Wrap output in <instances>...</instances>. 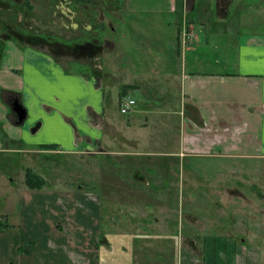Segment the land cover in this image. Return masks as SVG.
<instances>
[{
    "label": "crops",
    "instance_id": "obj_1",
    "mask_svg": "<svg viewBox=\"0 0 264 264\" xmlns=\"http://www.w3.org/2000/svg\"><path fill=\"white\" fill-rule=\"evenodd\" d=\"M238 1L234 10L225 8L217 20L209 17L204 23L217 21L213 31L222 27L221 31L228 17H232L229 25L233 17L241 25L254 23L253 20L245 22L241 14L246 0ZM263 3L264 0H258L254 3L258 6L250 5L256 12L253 17H257V26H264L260 19L263 11L259 8ZM189 4V0H107L110 15L117 16L116 8H122L126 17L123 26L132 15L174 14L175 21L178 20L177 38L183 34L184 39L181 41L180 37L172 45L196 53L200 26L194 24V16L190 17L194 10ZM115 22L109 21L112 31H118ZM124 34L125 31L124 45L137 43L138 38H127ZM146 45L155 56L138 58L143 55L144 47L138 44L133 49L135 55L125 61L124 80L120 85L124 94L117 93L118 101L126 96L129 87L144 90L141 83L148 70L152 72L149 76H153L156 96L169 97L170 106L180 102L182 109L177 117L170 114H179V111H172L170 107L152 110L145 106L148 102L138 106L136 100L126 113L128 119L121 120L106 113L99 72L85 74L68 70L49 53L30 46L20 50L19 44L14 54L18 56L17 66L6 63L3 56L0 145L20 153L40 154L45 151L42 145L52 144L56 148L46 152L69 156L106 155L110 158L108 181L94 186L104 193L108 207L120 210L116 211L117 217L109 218L106 250L101 251L98 243L103 232V196L93 190L95 187L88 189L80 185L76 189L66 179L50 182L45 176L46 170H43L45 174L33 171L45 184L40 189H31L25 176L15 222L10 221V213L2 217L6 225L0 220V254L6 250L13 256L0 260V264H260L259 247L246 243V239L255 235L253 231L250 236L245 228L241 229L242 220L230 221L228 225L217 217L200 220L196 216L178 215V209L170 215L172 208H168V195H165L169 190L162 180L170 176L172 166L182 156L264 157V32L241 34L237 67L232 72L221 59L227 55V47L223 53L203 51L207 56L217 55L214 60L193 54L190 61L188 57L185 59L183 69L178 58L172 56L173 47L169 56L163 45V50L155 49L151 42ZM11 46L9 42L4 54L9 53ZM130 46L126 47L131 49ZM135 64H146L148 68H139L137 72L132 68ZM17 99L26 109L23 122H19L13 110L12 100ZM132 114L151 115V118L135 120ZM175 120L179 136L167 129L174 126ZM167 121L174 124L166 126ZM175 139H179L180 148L174 147ZM149 143L154 144L153 149L143 152L141 147ZM142 156L156 157L149 163L151 173L144 174L145 169L134 166L138 162L142 165ZM120 159L127 161L123 174ZM144 162V165L148 163ZM65 171L51 170L52 174L67 176ZM49 184H53L52 188ZM249 223L250 226L259 224L254 219ZM103 254L106 259L102 261Z\"/></svg>",
    "mask_w": 264,
    "mask_h": 264
},
{
    "label": "rangeland",
    "instance_id": "obj_2",
    "mask_svg": "<svg viewBox=\"0 0 264 264\" xmlns=\"http://www.w3.org/2000/svg\"><path fill=\"white\" fill-rule=\"evenodd\" d=\"M257 1L246 0L241 13L245 22L253 20L254 23L246 26L241 25L233 17L231 25H229L232 17H228L226 25L229 27L225 25L221 31L222 27H217L218 30L213 31L217 21L209 22L207 25L204 21L209 17L212 20H217L218 15L224 13L225 8L232 11L239 1L217 0L219 4L215 5L216 0H189L190 8L194 10L190 17L194 16L193 18H196L194 24L200 26L198 33L200 38L198 36L195 45L199 50L196 53H190L182 46L176 49L174 48L175 44L172 45L174 41L178 43L180 37L181 41L184 39L183 34L179 36V40L177 38L178 20L175 21L174 14L141 13L132 15L127 17V25L123 26L125 15L122 8H116L117 16L110 15L111 10L108 9L107 0H0V47L2 49L4 43L3 50H5L8 43L11 42L12 46L9 53L4 54L6 56L4 60L6 63L11 62L13 66H17L19 62L18 56L14 55L19 44L20 50L25 49V46H30L28 48L32 47L34 50L49 53L63 62L68 70L85 74H92L93 71L99 72L102 75V80L99 79V82L101 80L102 89L105 91L106 113L126 120L129 115L120 113L117 93L122 88L120 85L124 80L125 61L128 56L132 58L135 55L133 49L138 44L144 47V52L141 51L143 55L138 58L155 56V52L146 43L151 42L152 46L158 50L162 49L161 45H163L167 49V53H173L170 50L173 47V51L174 49L175 51L172 56L178 58L183 69L187 57L190 61V57L196 54L194 55L196 57L214 60L217 55L212 53L207 56L203 51L209 49L210 53L218 51L223 53L227 47L228 53L221 59L227 63L228 70L232 72L237 67L241 34L264 32V26H257L258 24L255 23L257 17H253V13L256 12L253 8L250 9V5L256 7L257 4L254 3ZM225 4L228 6H223ZM259 8L263 11L260 19L264 21V3ZM109 21H116L115 25H117L118 31L110 29ZM123 31L126 33L124 35L128 36L127 38H138L137 43L133 46L128 43L124 45ZM91 44L95 46L92 47ZM126 46H130L131 49ZM78 50H85L84 56L90 54L92 57H82L77 54ZM8 56H12V58L8 59ZM143 67L148 68L146 64H135L132 68L139 72L138 69ZM187 68L189 69L190 66L187 65ZM145 73L147 77L143 76L144 80L141 83L144 90L129 87L126 96L134 97V100L138 101V106L148 102L145 106L152 110L155 107L157 109L158 107L160 109L170 107L172 111L173 109L179 111V114L171 113V117L180 115L182 109L180 102H175L173 106H170L169 97L156 96L158 93L153 89V79H151L153 76H149L152 75V72L147 70ZM145 114L140 115L141 117L132 114V119L142 121L147 118L146 116L151 118V115L145 116ZM158 114L160 111L156 113V115ZM170 121L172 122L173 119ZM164 124L168 126L174 122L167 121ZM176 124L177 120L173 127L167 129L169 132H173L171 134L179 136L176 132ZM143 134L147 137L146 133ZM179 142V139H175L174 147L180 148ZM153 146L154 144L149 143L147 146L141 147V150L147 152L144 149L150 151ZM52 153L46 152V150L40 154L20 153L12 147L0 145V220L4 215L10 213V221L15 222L14 216L19 213V198L25 185L26 168H31L39 174L41 172L45 174L43 170H46L45 176L49 178L50 182L66 179L68 184L76 189H79L80 185H84L88 189L95 187L93 190L103 196V232L98 248L101 251L106 250V238L109 237L106 228L109 218L111 215L117 217L116 211L120 209L108 207L106 196L94 185L95 183H107L109 178L107 174L109 165L107 164L110 162V158L100 154L91 157L92 155L89 154L69 156ZM141 158H144L143 163L141 162L142 165L138 162L134 166L145 169L142 172L144 174L151 173L149 163H152L156 157L142 156ZM145 160L148 161L146 165H144ZM120 161V169L123 174L124 163L127 161L124 159H120ZM115 166L117 167L118 164ZM59 169H66L67 176L52 174L51 170ZM97 170L101 172H97ZM95 172L96 175H94ZM99 173L101 176H97ZM84 177L88 179L85 180ZM91 178H93V182L89 181ZM84 180L86 183H83ZM162 184L169 190L165 195H168V208H172L170 215L174 214V209H178V215L196 216L200 220L205 217H217L228 225L230 221L242 220L244 224L240 226L241 229L245 228L250 236L252 231V234L255 235V238L246 239V243L259 247L260 264H264V157L235 159L214 155L182 156L172 166L170 176L162 180ZM52 185L49 184L48 187L52 188ZM163 208L165 209L166 206L163 205ZM251 219H254L255 222L258 221V226L255 224L250 226ZM2 221L6 225V220ZM11 229L17 231L16 227ZM9 258H13L10 251L5 250L3 254H0V260H9ZM104 259H106L105 254L101 256V260Z\"/></svg>",
    "mask_w": 264,
    "mask_h": 264
},
{
    "label": "trees",
    "instance_id": "obj_3",
    "mask_svg": "<svg viewBox=\"0 0 264 264\" xmlns=\"http://www.w3.org/2000/svg\"><path fill=\"white\" fill-rule=\"evenodd\" d=\"M91 45H92V47L95 46L93 44H91ZM4 47H5V45L3 43L2 49L0 47V63L2 62V58L4 56V51L6 50V48H5V50H3ZM84 52H86V51L85 50H78L77 54L82 56V57H88V58L92 57V55H90V54L88 56H84V54H85ZM122 89H123V87L120 90L121 95L124 94V91ZM55 148H56V146H54L52 144L51 145H42V149H45V150H51V149H55ZM25 176H26V183L31 189H38V188L40 189L45 184L44 179H42V177H40L39 175L34 173L31 168H26ZM1 225H2V223L0 222V226Z\"/></svg>",
    "mask_w": 264,
    "mask_h": 264
},
{
    "label": "built area",
    "instance_id": "obj_4",
    "mask_svg": "<svg viewBox=\"0 0 264 264\" xmlns=\"http://www.w3.org/2000/svg\"><path fill=\"white\" fill-rule=\"evenodd\" d=\"M136 104V101L129 96H124L119 101V108L121 113H128L132 107Z\"/></svg>",
    "mask_w": 264,
    "mask_h": 264
},
{
    "label": "water",
    "instance_id": "obj_5",
    "mask_svg": "<svg viewBox=\"0 0 264 264\" xmlns=\"http://www.w3.org/2000/svg\"><path fill=\"white\" fill-rule=\"evenodd\" d=\"M13 110L16 112L19 118V122H23L26 117V109L19 102V100H15L13 103Z\"/></svg>",
    "mask_w": 264,
    "mask_h": 264
},
{
    "label": "flooded vegetation",
    "instance_id": "obj_6",
    "mask_svg": "<svg viewBox=\"0 0 264 264\" xmlns=\"http://www.w3.org/2000/svg\"><path fill=\"white\" fill-rule=\"evenodd\" d=\"M223 6H228V5L225 4V5H223ZM227 9H228V8H227ZM14 101H15V100H14ZM14 101L12 100V103H13ZM12 105H13V104H12Z\"/></svg>",
    "mask_w": 264,
    "mask_h": 264
}]
</instances>
